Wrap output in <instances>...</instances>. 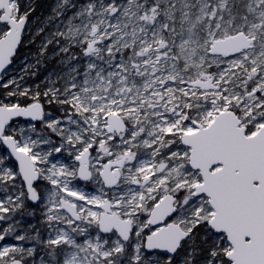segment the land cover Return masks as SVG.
Segmentation results:
<instances>
[{"label":"snow or ice","instance_id":"6c2138e0","mask_svg":"<svg viewBox=\"0 0 264 264\" xmlns=\"http://www.w3.org/2000/svg\"><path fill=\"white\" fill-rule=\"evenodd\" d=\"M0 264H264V0H0Z\"/></svg>","mask_w":264,"mask_h":264}]
</instances>
